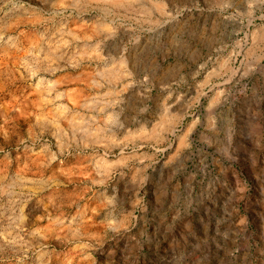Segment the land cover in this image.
Returning <instances> with one entry per match:
<instances>
[{
	"label": "rangeland",
	"instance_id": "obj_1",
	"mask_svg": "<svg viewBox=\"0 0 264 264\" xmlns=\"http://www.w3.org/2000/svg\"><path fill=\"white\" fill-rule=\"evenodd\" d=\"M0 264H264V0H0Z\"/></svg>",
	"mask_w": 264,
	"mask_h": 264
}]
</instances>
